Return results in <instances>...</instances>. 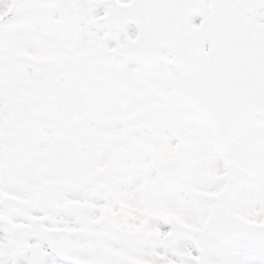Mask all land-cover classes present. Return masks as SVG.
Segmentation results:
<instances>
[{"label":"snow or ice","instance_id":"obj_1","mask_svg":"<svg viewBox=\"0 0 264 264\" xmlns=\"http://www.w3.org/2000/svg\"><path fill=\"white\" fill-rule=\"evenodd\" d=\"M0 264H264V0H0Z\"/></svg>","mask_w":264,"mask_h":264}]
</instances>
